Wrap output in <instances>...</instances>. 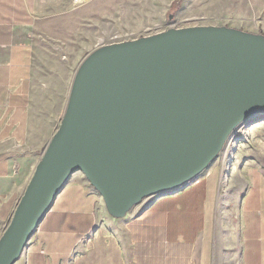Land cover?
I'll use <instances>...</instances> for the list:
<instances>
[{
    "label": "water",
    "instance_id": "obj_1",
    "mask_svg": "<svg viewBox=\"0 0 264 264\" xmlns=\"http://www.w3.org/2000/svg\"><path fill=\"white\" fill-rule=\"evenodd\" d=\"M259 114L263 33L196 26L100 45L81 62L60 125L0 235V264L22 257L76 172L124 218L201 177Z\"/></svg>",
    "mask_w": 264,
    "mask_h": 264
},
{
    "label": "crops",
    "instance_id": "obj_2",
    "mask_svg": "<svg viewBox=\"0 0 264 264\" xmlns=\"http://www.w3.org/2000/svg\"><path fill=\"white\" fill-rule=\"evenodd\" d=\"M54 0H0V235L42 155L34 143L33 15ZM228 172L112 217L73 174L15 264H264V137ZM211 169V170H210ZM211 172H210V171Z\"/></svg>",
    "mask_w": 264,
    "mask_h": 264
},
{
    "label": "rangeland",
    "instance_id": "obj_3",
    "mask_svg": "<svg viewBox=\"0 0 264 264\" xmlns=\"http://www.w3.org/2000/svg\"><path fill=\"white\" fill-rule=\"evenodd\" d=\"M33 16L36 53L31 92L34 143L41 155L60 125L81 62L100 45L196 26L264 34V0H89L81 5L54 0ZM257 137H264V114L242 124L212 164L219 182L221 169L228 175L232 162L249 154Z\"/></svg>",
    "mask_w": 264,
    "mask_h": 264
},
{
    "label": "built area",
    "instance_id": "obj_4",
    "mask_svg": "<svg viewBox=\"0 0 264 264\" xmlns=\"http://www.w3.org/2000/svg\"><path fill=\"white\" fill-rule=\"evenodd\" d=\"M87 1H89V0H73V2L75 3V4H77V5H81V4H84V3H86ZM150 203V201L148 202V203H146V205H148ZM145 205V206H146Z\"/></svg>",
    "mask_w": 264,
    "mask_h": 264
}]
</instances>
